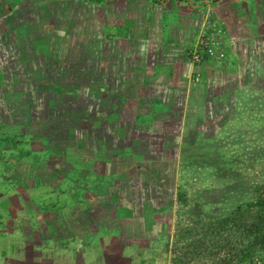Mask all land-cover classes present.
Here are the masks:
<instances>
[{
  "label": "rangeland",
  "instance_id": "obj_1",
  "mask_svg": "<svg viewBox=\"0 0 264 264\" xmlns=\"http://www.w3.org/2000/svg\"><path fill=\"white\" fill-rule=\"evenodd\" d=\"M166 1H0V264H261L264 5L237 39L216 0ZM187 29L151 114L140 61Z\"/></svg>",
  "mask_w": 264,
  "mask_h": 264
},
{
  "label": "crops",
  "instance_id": "obj_2",
  "mask_svg": "<svg viewBox=\"0 0 264 264\" xmlns=\"http://www.w3.org/2000/svg\"><path fill=\"white\" fill-rule=\"evenodd\" d=\"M0 1H5V0H0ZM176 2V0H167L166 2ZM181 1V0H180ZM183 1V0H182ZM216 4L213 6L216 14L219 15V12L222 14H225V10L228 9L227 12V16H220L219 17V21L222 23H227L232 25L233 30H235V38L237 37L240 38L242 36H246L248 35V6L250 4V1L248 0H216ZM185 2V1H184ZM255 2V3H254ZM159 3H164V2H159ZM252 3H254L255 5H258L261 9V6L264 5V0H252ZM224 6H227V8ZM264 11V8L261 12ZM7 12V9L5 7H1L0 6V16H5V13ZM218 13V14H217ZM217 17V19H218ZM226 17H230V18H226ZM222 27L225 28L224 24ZM238 30V31H237ZM188 35H191L189 29L184 30V36L181 34L180 36L177 37H173V35H170L169 38L161 40L159 42V44L162 46V51H164V57L162 56V52H158L156 55V61H152L147 63L144 59H142V61H140L139 64V71H140V76L136 77L135 79L138 80L139 85H135V87H145L151 90L150 94L152 93V96L150 95V97L148 98L149 101H152L153 98L155 97L158 101L155 103H152V109L150 111H148L149 113H151L152 111H154L155 109L158 110H163L165 108L162 109L161 104H158L161 102V99L158 98L159 93H157L155 95V91H158L160 93H162V87L163 86V82L161 80H169L168 79V75H172V71L175 72L176 67L178 66L179 62L178 59L179 56H173L170 55L168 51L174 50L176 51L178 54L180 53L179 51L182 49L184 50L185 44L186 42H190V40L188 39ZM186 36V38H185ZM193 40L195 39V36H193L192 38ZM185 42V43H184ZM138 45V43H137ZM141 45V44H140ZM175 45V46H174ZM151 45L149 46V51H150ZM148 51V50H147ZM158 51V50H157ZM168 56V57H167ZM174 57H176L174 59ZM184 58V55H183ZM185 61H183L181 64H185L186 67L188 66V69H193L195 67V65H191V63H189V61H187L186 59H184ZM207 64H203L200 66H197L196 68H200L202 66H205ZM160 75H164V79L163 76ZM159 76V77H158ZM171 83V79L169 80ZM143 85V86H142ZM176 89H174L175 91ZM163 94H167V93H171L173 90L170 89L169 92L167 90V92L163 89ZM118 97V96H117ZM160 107V108H159ZM157 111V110H156ZM153 114V113H151ZM90 250V249H88ZM26 252V251H25ZM96 251H94L93 253H91V251L87 252V254H89L90 256V260L89 262H92L93 260H96L98 258V254L99 253H95ZM60 257L62 256V261L63 263L67 264V262L69 264L72 263H76V258H75V254H74V248L69 245L66 248H64V250L62 252H60ZM54 256V254H52V257ZM91 256H93V259H91ZM100 258V257H99ZM54 259V257H53ZM52 259V260H53ZM88 261H84V264H88Z\"/></svg>",
  "mask_w": 264,
  "mask_h": 264
},
{
  "label": "built area",
  "instance_id": "obj_3",
  "mask_svg": "<svg viewBox=\"0 0 264 264\" xmlns=\"http://www.w3.org/2000/svg\"><path fill=\"white\" fill-rule=\"evenodd\" d=\"M217 38L209 35L199 38V43L190 50L188 54L189 61L192 65H203L206 62L212 60L217 56V50H215V44Z\"/></svg>",
  "mask_w": 264,
  "mask_h": 264
},
{
  "label": "trees",
  "instance_id": "obj_4",
  "mask_svg": "<svg viewBox=\"0 0 264 264\" xmlns=\"http://www.w3.org/2000/svg\"><path fill=\"white\" fill-rule=\"evenodd\" d=\"M93 1H97V2H102L104 0H93ZM155 2H158V0H154ZM261 206L264 207V198H261L258 203L254 204V203H250L249 206ZM262 221H264V215L262 216ZM252 228H254L253 226H251ZM255 228L258 229V224L255 225ZM253 230V229H252ZM257 237V236H256ZM256 240H259V244L262 246V250H264V235H262L261 237H257ZM260 262L261 264H264V257H260ZM256 264V263H255Z\"/></svg>",
  "mask_w": 264,
  "mask_h": 264
}]
</instances>
